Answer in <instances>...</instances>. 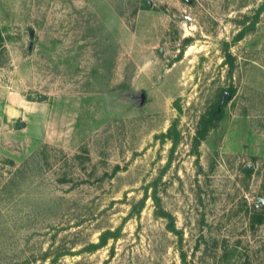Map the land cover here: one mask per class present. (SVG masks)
Listing matches in <instances>:
<instances>
[{"label":"rangeland","instance_id":"1","mask_svg":"<svg viewBox=\"0 0 264 264\" xmlns=\"http://www.w3.org/2000/svg\"><path fill=\"white\" fill-rule=\"evenodd\" d=\"M0 33V264H264V156L224 154L230 101L195 146L223 91L264 107V0H0Z\"/></svg>","mask_w":264,"mask_h":264},{"label":"crops","instance_id":"2","mask_svg":"<svg viewBox=\"0 0 264 264\" xmlns=\"http://www.w3.org/2000/svg\"><path fill=\"white\" fill-rule=\"evenodd\" d=\"M239 32L241 28H238L233 36H237ZM234 56L237 57L235 54ZM238 59L240 60L241 57L239 56ZM246 88L247 93L241 86L238 87L236 94L229 100L227 108L228 117L223 125L226 128L222 147L225 149L224 154L229 157L264 156V122H258V117L264 116V107L259 106V91L252 85H247ZM245 125L247 129H244ZM218 128L219 126L212 131ZM244 130L248 133L247 136H244L246 135ZM248 138L252 141L250 144L246 142Z\"/></svg>","mask_w":264,"mask_h":264},{"label":"trees","instance_id":"3","mask_svg":"<svg viewBox=\"0 0 264 264\" xmlns=\"http://www.w3.org/2000/svg\"><path fill=\"white\" fill-rule=\"evenodd\" d=\"M243 37V32H241L237 39L240 40L241 38ZM2 42V36H1V33H0V43ZM190 42V40H185V44L187 45L188 43ZM227 46V45H226ZM234 61H235V57H233L232 55H228L227 58H226V64H228L231 68H233L235 65H234ZM227 91H229V93L231 94V98H233V96L235 95V92H236V89L234 88H229ZM227 102L221 106V112H218L217 111V107L220 106V102L214 104L212 106V108L210 109V111L203 115L200 119V122H199V126L197 128V132H196V138H195V146L198 147L199 145H201L202 142H204L209 133L213 130V129H216L221 120L223 119L224 117V111H225V106L227 105ZM166 137L172 139L174 141V145L176 146L177 144H179L180 142V138H181V134L179 131H177V127L175 125L172 126V128L169 130L168 134L166 135ZM198 157H199V153L197 154ZM246 172L248 173H251L252 172V169L246 167ZM148 198V194L146 193L144 198L141 200L140 202V210L138 212L141 211V209L143 208V205L146 201V199ZM153 199L156 203V205L158 206V211H157V215L159 217H162V218H165V219H168L170 222H173V217L172 215L167 212L165 209L162 208L161 206V198L159 197L158 195V192L155 191L154 194H153ZM262 205V204H261ZM263 209H264V205H262ZM172 224V223H171ZM169 229L176 233L177 231L175 230V227L174 225H170L169 226ZM117 235H113L112 233H105L102 237V241L99 245H92L90 246V248H88V250L90 252H93L95 251L96 249L98 248H101V247H104L108 240L110 238H116ZM183 264H189L186 259H183Z\"/></svg>","mask_w":264,"mask_h":264},{"label":"water","instance_id":"4","mask_svg":"<svg viewBox=\"0 0 264 264\" xmlns=\"http://www.w3.org/2000/svg\"><path fill=\"white\" fill-rule=\"evenodd\" d=\"M143 96H145V95H143ZM143 98H144V97H143ZM226 98H227V99H231V94H230L229 92H226V93L224 94V97H223V99H222V101H221V105L224 104ZM45 99H46V97L41 96V100H45ZM251 167H252L251 165L248 166V168H251ZM260 202H261L262 205H264V200H263V199H260Z\"/></svg>","mask_w":264,"mask_h":264},{"label":"flooded vegetation","instance_id":"5","mask_svg":"<svg viewBox=\"0 0 264 264\" xmlns=\"http://www.w3.org/2000/svg\"><path fill=\"white\" fill-rule=\"evenodd\" d=\"M226 92H229V91H227V90H226V91H223V93L221 94V99L218 101V102H220V106L217 107V111H218V112H221V106H222V105H221V101H222V99H223V97H224V94H225ZM229 100H230V99H227V98H226L224 104L226 103V101L229 102ZM218 102H217V103H218ZM228 102H227V103H228ZM224 104H223V105H224Z\"/></svg>","mask_w":264,"mask_h":264}]
</instances>
